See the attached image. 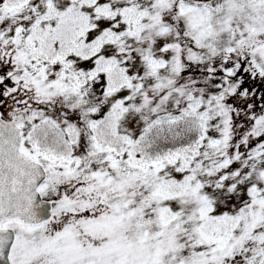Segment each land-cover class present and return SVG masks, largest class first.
Segmentation results:
<instances>
[{"label":"snow or ice","instance_id":"obj_1","mask_svg":"<svg viewBox=\"0 0 264 264\" xmlns=\"http://www.w3.org/2000/svg\"><path fill=\"white\" fill-rule=\"evenodd\" d=\"M0 264H264V0H0Z\"/></svg>","mask_w":264,"mask_h":264}]
</instances>
